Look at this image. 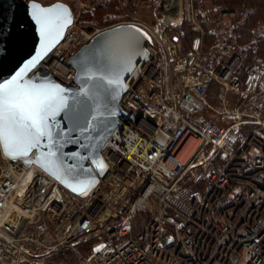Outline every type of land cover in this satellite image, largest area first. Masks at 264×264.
Returning a JSON list of instances; mask_svg holds the SVG:
<instances>
[{
	"label": "built area",
	"instance_id": "obj_1",
	"mask_svg": "<svg viewBox=\"0 0 264 264\" xmlns=\"http://www.w3.org/2000/svg\"><path fill=\"white\" fill-rule=\"evenodd\" d=\"M128 1L173 3L175 21L130 22L152 39L122 99L138 119L121 118L102 149L108 171L83 198L55 186L59 198L19 207L27 168L0 151V264H264V23L208 0ZM75 22L51 53L64 76L51 55L41 63L64 83L68 58L101 31L75 34Z\"/></svg>",
	"mask_w": 264,
	"mask_h": 264
},
{
	"label": "water",
	"instance_id": "obj_2",
	"mask_svg": "<svg viewBox=\"0 0 264 264\" xmlns=\"http://www.w3.org/2000/svg\"><path fill=\"white\" fill-rule=\"evenodd\" d=\"M32 4L60 5L70 23L45 42L32 18ZM73 22L74 14L63 1L45 6L35 0H0V84L22 73V84L62 90L59 95L66 104L49 120L51 140L42 139L26 155L6 151L0 144L5 159L18 160L27 168L15 196L19 207H39L49 196L59 198L55 186L72 196L89 195L108 171L104 144L122 117L138 119L122 106V99L151 57L149 33L134 23L105 27L68 58L75 73L64 83L41 63ZM73 188H84L86 194Z\"/></svg>",
	"mask_w": 264,
	"mask_h": 264
},
{
	"label": "snow or ice",
	"instance_id": "obj_3",
	"mask_svg": "<svg viewBox=\"0 0 264 264\" xmlns=\"http://www.w3.org/2000/svg\"><path fill=\"white\" fill-rule=\"evenodd\" d=\"M32 18L40 25V33L46 42L55 32L59 35L70 23L66 9L56 5L42 8L32 4ZM31 63H34L31 62ZM22 73L0 84V144L6 151L20 155L39 145L42 139L52 138L50 118L66 106L59 91L53 92L44 86L22 84ZM86 194L84 188H73Z\"/></svg>",
	"mask_w": 264,
	"mask_h": 264
},
{
	"label": "rangeland",
	"instance_id": "obj_4",
	"mask_svg": "<svg viewBox=\"0 0 264 264\" xmlns=\"http://www.w3.org/2000/svg\"><path fill=\"white\" fill-rule=\"evenodd\" d=\"M34 1V0H27ZM45 6L51 5L57 1H63L68 4L71 8L74 17L76 19V31L75 34L81 33L80 30H84L87 33H94L99 30L105 29V27L113 26L118 22H137L145 25L146 27L160 26V23L163 21H168L169 23H174V19L172 13L170 12L171 7L173 8V3L170 5L166 3V7H159V4H155L153 6L147 5H135L134 3H130L128 0H116L117 6L120 9L119 11H115L114 9L110 12L101 11V6L97 5L96 7H87V2L90 0H35ZM109 0H106V4ZM179 4L177 1H175ZM211 4L215 3L221 7H229L224 3L223 0H208ZM105 4V5H106ZM116 4V3H115ZM104 6V5H102ZM178 5H176L177 7ZM105 7V6H104ZM96 14V16H89L88 14ZM263 22V21H261ZM264 23V22H263ZM184 24V23H183ZM162 26V25H161ZM163 27V26H162ZM158 28V27H157ZM178 29L185 30L186 26L181 25ZM187 35V33H186ZM1 156V153H0ZM47 262L45 264H49ZM63 261H56L51 264H63Z\"/></svg>",
	"mask_w": 264,
	"mask_h": 264
},
{
	"label": "trees",
	"instance_id": "obj_5",
	"mask_svg": "<svg viewBox=\"0 0 264 264\" xmlns=\"http://www.w3.org/2000/svg\"><path fill=\"white\" fill-rule=\"evenodd\" d=\"M231 9L239 10L240 12L249 11V21L252 25L259 21L264 22V0H223ZM116 3V4H115ZM101 11L111 12L113 9L119 11L116 0H109L104 6H101ZM89 16H96V14H88ZM56 261H63V264H75L73 258L71 259L68 255L57 256L49 264Z\"/></svg>",
	"mask_w": 264,
	"mask_h": 264
},
{
	"label": "bare ground",
	"instance_id": "obj_6",
	"mask_svg": "<svg viewBox=\"0 0 264 264\" xmlns=\"http://www.w3.org/2000/svg\"><path fill=\"white\" fill-rule=\"evenodd\" d=\"M58 55L59 53L55 54H51V56L47 59V64H48V67L51 69H56L55 73L61 77L64 76V68L66 67V64L65 62H61L59 59H58ZM19 166V165H18ZM17 165L15 164H9L8 166V169L6 170V173H12L13 175H18V178H22L25 174V172L22 170V169H19ZM10 168V169H9Z\"/></svg>",
	"mask_w": 264,
	"mask_h": 264
}]
</instances>
